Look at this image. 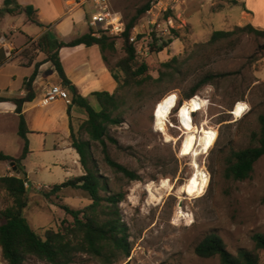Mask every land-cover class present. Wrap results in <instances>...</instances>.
<instances>
[{"label": "rangeland", "instance_id": "1", "mask_svg": "<svg viewBox=\"0 0 264 264\" xmlns=\"http://www.w3.org/2000/svg\"><path fill=\"white\" fill-rule=\"evenodd\" d=\"M108 1L112 10L121 13L125 23L145 2ZM239 12V6L226 2L204 5L194 0H180L173 11L159 16L160 26L153 30L148 24L147 14L136 25L140 26L141 33H145L140 37V45L135 47L138 60L148 65L149 74L154 79L159 77L160 71L171 76L153 88H146L143 100L128 110L124 122L110 129L111 135L122 147L109 146L112 158L136 171L140 181L130 182L112 170L105 163L101 149L96 145L93 147L99 173L107 181L110 191L126 194L119 208L122 222L127 225L131 254L128 259L122 257L114 264H220L218 257L204 259L195 254L196 246L207 235H219L234 255L240 249L255 250L252 237L255 234L264 235V157L255 164L250 179L234 181L224 177L225 159L229 153L256 145L252 134L260 132L258 118L264 114V39L236 30L245 26L239 21ZM168 16L173 17L176 28L172 30L178 31L179 38H175L163 52L153 53L151 47L155 39L159 46L173 37L172 30L165 32L164 20ZM216 31L233 34L209 44ZM113 38L116 51L105 54L111 68H115L125 57L123 38ZM147 45L149 55L144 54V48L139 53L140 46ZM174 57L177 59L175 69L162 67ZM218 74L226 76L198 90L196 95L204 96L207 108L194 115L197 126L208 120V128L218 131L214 148L207 155H200L199 160L197 158L199 165L205 168L210 183L203 197H189L180 193L192 176L193 169L192 155H180L183 132L177 117L179 109L173 111L167 123V133L174 138L172 142H167L165 135L156 129L155 114L166 96L178 94L182 106L188 101L186 95L202 78ZM127 95L131 100L135 91ZM238 103L249 105L250 110L242 119L233 115ZM12 128L10 125L0 137V152L18 158L23 141ZM83 138L88 139L85 134ZM25 165L30 173L27 176L29 183L26 184L31 187L25 184L28 204L24 217L41 237L49 229L64 233V228L73 223V218L62 206L82 210L91 204L89 195L74 188L52 195L53 186L65 182L63 168L50 171L39 153L31 155ZM175 171L176 174H173ZM4 176L20 177V174L10 163H0V177ZM165 179L173 188L171 194L168 188L157 191ZM150 184L155 186V196L161 197L160 201L147 191L146 187ZM102 195L105 196V193ZM12 204L11 196L0 187V211ZM181 212L183 218L180 217ZM260 256L261 264H264V252ZM24 264L46 263L28 257ZM73 264L102 263L82 254Z\"/></svg>", "mask_w": 264, "mask_h": 264}, {"label": "trees", "instance_id": "2", "mask_svg": "<svg viewBox=\"0 0 264 264\" xmlns=\"http://www.w3.org/2000/svg\"><path fill=\"white\" fill-rule=\"evenodd\" d=\"M152 2L153 0H145L136 10L135 15L126 23V32L123 35L125 57L117 63L115 68H111L107 64L105 56L106 52L116 51L114 38L107 35L97 37L92 29L87 34L68 43L58 41L50 34H45L32 47V52L44 54L45 59L35 65L33 74L26 81V97L11 100L16 105V113L19 115L18 135L24 141V148L18 158L0 152V163H10L20 173V177H0V187L8 192L13 199V204L10 207L0 211V247L8 264H24L28 257L36 258L46 264H73L78 255L82 254L90 255L102 264H114L122 257L126 259L130 257V237L127 233V225L122 222L119 208V205L125 200L126 194L110 191L107 181L99 173L93 147L96 145L101 149L105 163L112 170L122 174L130 182L141 180L136 171L128 169L112 158L109 146L114 145L120 149L122 147L111 135L110 129L124 122L128 110L143 100L146 88H153L171 76V74L167 75L160 71L159 77L154 79L149 74L148 65L138 60L135 47L130 43L131 31L139 20L145 17ZM225 2L245 8L239 0ZM18 12L25 13L30 22L40 26V23L35 19L36 10L32 6H20L17 0H5L4 8L0 9V17H3L5 13L15 16ZM236 30L264 39V31L257 30L251 25L237 27ZM232 34V32L216 31L209 44L227 39ZM172 35L173 37L168 38L159 46H157L158 40L155 39L151 51L158 54L163 52L175 38H179L178 31L172 30ZM77 46H98L100 48L102 58L117 83L114 93L95 92L92 94L94 99V103H92L88 98L81 96L78 89L71 85L61 64L60 51L63 48ZM262 48L264 49V45ZM47 62L54 65L62 85L71 91L70 104L85 113L84 119L74 118L71 116V107L68 110L72 147L79 156L83 175L53 186L50 193L56 195L66 188L80 189L89 195L91 204L82 210H74L66 205L62 206V209L73 218V223L64 228V233L49 229L45 236L41 237L24 217V210L28 204V188L25 187V184L28 181L23 161L30 154V149L27 139L29 129L23 115V106L34 100L33 83L39 67ZM175 63H177L176 57L163 63L162 67L173 70L176 68ZM225 76L218 74L202 78L186 95V99L193 98L200 88L213 84L215 79ZM134 91L133 99H128L127 94ZM4 101H8V99L0 98V102ZM258 120L260 132L252 134V140L256 145L232 150L226 157L224 170L226 179L234 181L250 179L255 164L264 157V114H261ZM84 134L88 137L87 140L83 138ZM173 174H176V171ZM102 193H105V196ZM252 239L256 246L255 250L240 249L234 255L228 251L224 240L219 235L211 233L196 246L195 254L204 259L218 257L220 264H261L260 253L264 252V235L255 234Z\"/></svg>", "mask_w": 264, "mask_h": 264}, {"label": "crops", "instance_id": "3", "mask_svg": "<svg viewBox=\"0 0 264 264\" xmlns=\"http://www.w3.org/2000/svg\"><path fill=\"white\" fill-rule=\"evenodd\" d=\"M4 1L0 0V9L4 8ZM17 1L22 7L32 6L36 10L35 19L40 26L30 22L23 12H18L15 16L5 13L0 17V40L4 39L5 45L14 49L10 56V49L5 50L0 44V98L8 99L0 102V137L8 131L10 125L18 133L19 115L16 113V105L11 100L26 97L25 83L33 74L35 65L45 59L44 54L32 52V47L37 41L43 35L50 34L54 39L68 43L87 34L91 29L88 25V18L93 11L91 3L68 15L64 0ZM188 1L192 0H185ZM194 1L213 5L216 2L230 0ZM239 2L245 7L244 9L240 7V23L264 31V0H239ZM60 60L71 85L92 103H94L92 94L95 92L111 94L115 92L117 83L103 60L98 46L63 48L60 51ZM57 85L63 86L54 65L50 62L42 64L33 83L34 100L23 106V115L29 129L27 139L30 149V154L23 161V165L29 176L25 163L31 155L39 153L46 163L45 167L50 171L63 168L62 177L67 181L83 175L79 156L72 147L68 110L71 107V116L74 118L84 119L85 113L70 104L72 93L68 89L69 102L58 100L43 105L46 89Z\"/></svg>", "mask_w": 264, "mask_h": 264}, {"label": "bare ground", "instance_id": "4", "mask_svg": "<svg viewBox=\"0 0 264 264\" xmlns=\"http://www.w3.org/2000/svg\"><path fill=\"white\" fill-rule=\"evenodd\" d=\"M177 99L178 96L176 93H172L163 98L155 114V127L159 132L165 135L167 142L174 141V138H172L167 133V123L168 119L173 114V111L178 107ZM201 108L202 104L200 101L193 99L190 102V100H188L184 105L178 108L179 112L177 114L180 128L183 132L180 155H192L193 169L192 176L189 178L188 182L180 189V193L195 198L203 197L210 183L209 176L204 170L205 168H202L198 163V157L200 155H207L214 148L217 136L215 131L208 128V120H205L201 126H197L195 124L193 115L195 113H199ZM246 109L247 108L244 104L239 103L237 107L234 108L233 115L237 119H242L244 117V112ZM152 184L148 185L146 189L153 198L160 201L162 198L155 196V186ZM166 188H168V193L171 194V192H173L172 186H169L168 179H165L163 181L161 187L159 189L157 188V191L162 192ZM180 217H184V214L182 212L180 213Z\"/></svg>", "mask_w": 264, "mask_h": 264}, {"label": "built area", "instance_id": "5", "mask_svg": "<svg viewBox=\"0 0 264 264\" xmlns=\"http://www.w3.org/2000/svg\"><path fill=\"white\" fill-rule=\"evenodd\" d=\"M179 2L180 0H153L151 4V8L147 12L148 24L151 25L152 30L155 27L160 26L159 16L162 13L166 14L173 11L176 5L179 4ZM87 3H91L93 6V11L91 12L88 18V25L94 31V35L97 37H100L101 35H107L109 37H116L122 39L124 33L126 32V23L121 13L112 10L108 0H64L66 13L70 15L74 13L76 10L82 8ZM164 25L166 26L165 32L167 33H170L172 29L176 28L175 21L171 16L166 17V19L164 20ZM140 30H141L140 26H135L134 29L131 31L130 43L133 44L134 47L140 45V41H141L140 37L142 36V34H145V33H141ZM0 44L3 45L5 50L7 48L10 49L7 45H5L4 39L0 40ZM140 48L141 50L139 53H141L142 49L144 48L143 51L144 54L149 55L150 49L148 45L146 47L140 46ZM10 51L11 52L9 55L11 56L12 55L11 53L14 51V49H10ZM177 96H178L177 99L178 107L176 109L180 107L179 95L177 94ZM193 99L200 101L202 104V108L199 111V113L203 112L207 108V100L204 98L203 95H195L193 98L189 99L190 102ZM58 100H64L68 102L70 100V96L67 89L61 85L47 88L45 91L42 104L49 105ZM185 103L186 102H184V104ZM237 105L235 106V108L237 107ZM244 105L247 108L244 112V116H245L250 109L247 103H244ZM216 134H217L216 136V140H217L218 131H216ZM26 186L28 187L29 185L26 184ZM0 264H8L3 257L1 247H0Z\"/></svg>", "mask_w": 264, "mask_h": 264}, {"label": "water", "instance_id": "6", "mask_svg": "<svg viewBox=\"0 0 264 264\" xmlns=\"http://www.w3.org/2000/svg\"><path fill=\"white\" fill-rule=\"evenodd\" d=\"M14 171L19 175L20 173L17 171V168L14 167Z\"/></svg>", "mask_w": 264, "mask_h": 264}]
</instances>
